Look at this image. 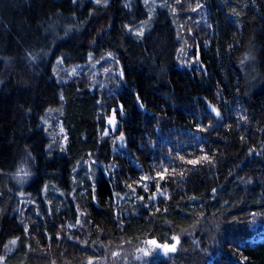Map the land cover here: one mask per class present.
Wrapping results in <instances>:
<instances>
[{
	"label": "trees",
	"instance_id": "16d2710c",
	"mask_svg": "<svg viewBox=\"0 0 264 264\" xmlns=\"http://www.w3.org/2000/svg\"><path fill=\"white\" fill-rule=\"evenodd\" d=\"M166 2L137 37L143 0H0L3 264H264V0ZM196 6L197 44L180 13ZM105 55L119 64L109 91L54 75Z\"/></svg>",
	"mask_w": 264,
	"mask_h": 264
},
{
	"label": "rangeland",
	"instance_id": "374dc122",
	"mask_svg": "<svg viewBox=\"0 0 264 264\" xmlns=\"http://www.w3.org/2000/svg\"><path fill=\"white\" fill-rule=\"evenodd\" d=\"M93 1V0H92ZM147 6L149 7V13L150 17H148V20H146L144 23L139 24L137 27L134 28L135 32L141 31L143 33L149 26L150 18L152 17L151 14L154 13L155 6L164 4L166 0H143ZM170 1V0H169ZM176 1V0H172ZM178 1V0H177ZM96 5H105V0H96ZM167 3V2H166ZM195 9V11H193ZM188 9V7H184L182 9L181 14L184 16V23L185 26L188 29V37L192 40L195 38L193 37V28L191 25H195L196 27H199V23L205 20L204 16V10L201 8V6H196ZM182 40L180 41V48H179V63L181 67L191 69L192 67H195L194 64H196L195 58L193 56L192 52V44L188 41L187 36L184 37L182 35ZM195 44H197V41L195 40ZM58 61V60H57ZM55 66L54 75L62 80L66 79V77H78L83 76L85 84L93 88L94 86L98 85L101 89H111L112 86L115 83V86H117L118 83V76H119V64L118 62L111 56L105 55L104 57L100 58L97 63H88L87 68H85L82 65H74L71 67H62L60 63H57ZM99 62V63H98ZM109 91V90H108ZM49 114V113H48ZM47 114V115H48ZM49 120H47L48 125H50L51 128V134L52 137L55 138L61 145L64 144V137H65V131L61 125V123L58 121V119L55 117V115L49 114L47 117ZM106 125L114 127L116 119L113 113L106 114L105 116ZM106 133L108 130H105ZM112 131V130H111ZM80 223V222H79ZM78 223V224H79ZM142 251L137 252L136 255H140ZM97 258V259H96ZM93 259L87 260L84 264H121L120 258L113 253V254H105L102 257H96ZM123 262H125L123 260ZM126 264V263H122Z\"/></svg>",
	"mask_w": 264,
	"mask_h": 264
},
{
	"label": "snow or ice",
	"instance_id": "6c2138e0",
	"mask_svg": "<svg viewBox=\"0 0 264 264\" xmlns=\"http://www.w3.org/2000/svg\"><path fill=\"white\" fill-rule=\"evenodd\" d=\"M72 2H73V3H76V0H72ZM95 2H96V0H93V3H95ZM107 3H108V0H105V3H104L105 6L107 5ZM193 11H195V9H193ZM90 15H91V13H90ZM210 27H211V26H210ZM124 28L127 29V30H129V31H131V29L129 28V25H128V24H125ZM134 35H136L137 37H140V36H142V33H141V31L139 30V31L135 32ZM109 55H111V54H109ZM89 56L91 57V53L89 54ZM57 63H60V61L58 60ZM98 63H99V62H98ZM54 71H55V69H54ZM63 99H64V98H63V95H61V96H60V100L63 101ZM138 102H139V101H138ZM139 106H140L142 109L145 108V105H144L143 103H139ZM122 108H123V105H122V104H118V105H117V108H114V109H112L111 111H112L114 114H116L117 111H120V112H121V109H122ZM210 111H211V113L215 114L216 117H219V116H220V112L218 111L217 108H211ZM121 115H122V113H121ZM240 119H241V120H244L245 117H244V116H240ZM116 122H117V120H116ZM211 126H212V125H211V123H210V124H209V127H211ZM198 131H205V129H204V128H198ZM125 139H126L125 134L121 133V134H120V137H119V141H122V142H123V141H125ZM60 150L63 151L64 149L61 148ZM177 151H178V150H177ZM201 151H203V149H201ZM253 152H255V149H249V154H250V155H251ZM202 156L206 157V158L208 159V161L211 162V159L208 157L207 154L202 155ZM24 175H25V176H28L29 173H28V172H25ZM144 179H145V178H144ZM148 179H150V178H148ZM249 183H251V181H249ZM141 186L144 187V188L147 187L146 184L141 185ZM130 189H131V188H130ZM132 191H133V189H132ZM215 191H216V190L213 189V192H215ZM116 195L119 196V193H116ZM139 199H143V198L140 197ZM171 239H172L173 242H175L176 244H178V242H179V237L175 236L174 238H171ZM144 255L147 256L148 253H146V254H144ZM3 262H4V260H3V259H0V264H3Z\"/></svg>",
	"mask_w": 264,
	"mask_h": 264
},
{
	"label": "water",
	"instance_id": "95a60500",
	"mask_svg": "<svg viewBox=\"0 0 264 264\" xmlns=\"http://www.w3.org/2000/svg\"><path fill=\"white\" fill-rule=\"evenodd\" d=\"M174 248L173 244H167L165 243L164 245H162L161 249L162 251H170Z\"/></svg>",
	"mask_w": 264,
	"mask_h": 264
}]
</instances>
